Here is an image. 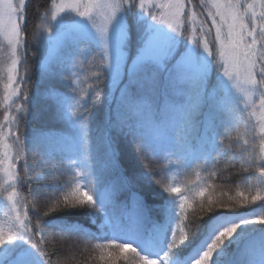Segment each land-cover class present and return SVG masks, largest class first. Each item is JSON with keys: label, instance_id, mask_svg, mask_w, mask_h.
<instances>
[{"label": "trees", "instance_id": "1", "mask_svg": "<svg viewBox=\"0 0 264 264\" xmlns=\"http://www.w3.org/2000/svg\"><path fill=\"white\" fill-rule=\"evenodd\" d=\"M52 1L28 0L25 6L19 70L28 94L20 97L26 110L17 127L19 198L31 224L39 222L34 239L57 241L44 245L51 252L42 256L44 263L132 264L135 255L136 264H149L148 257L191 264L219 225L235 223L237 231L214 250L209 264H264V224L254 222L264 216V134L249 109L226 94L217 70L179 73L171 63L179 53L163 67L141 64L112 92L101 49L77 33L40 69L46 46L35 34ZM135 9L125 10L130 58L141 45ZM99 71L102 76L95 77ZM121 87L126 90L119 96ZM2 100L0 89V125ZM76 183L93 196L92 204L41 214ZM186 201L182 216L179 204ZM202 202L232 211L200 219ZM185 220L192 235L173 247Z\"/></svg>", "mask_w": 264, "mask_h": 264}, {"label": "snow or ice", "instance_id": "2", "mask_svg": "<svg viewBox=\"0 0 264 264\" xmlns=\"http://www.w3.org/2000/svg\"><path fill=\"white\" fill-rule=\"evenodd\" d=\"M26 3L27 0H18V3H13V0H0V26L4 27L6 31L8 43L12 46L13 57L11 66L8 68V83L6 85V87L10 88L11 91L5 96V100H11L13 105H15V101L12 100L13 97H18L23 92V96L26 99L28 94L27 89L12 87L17 79V65L21 63L19 58V48L21 45L24 46L26 41V39H22L21 36L22 33L26 32L22 23L24 21ZM201 3L203 7H209L206 0H201ZM125 4H131L133 7H139L143 11H146L148 7L145 0H139V3H137V0H89L88 3L83 5V11L80 10L79 3L61 4L57 8V11L51 15V19L56 18L59 13H63L66 9H70L75 11L80 17L92 19L93 25L96 27L92 16L94 10H106L104 17L105 25L102 29H98L97 31L101 40L104 42V58L106 59V62L102 66L108 67L109 59L107 36L117 13L121 11ZM157 6L160 8L168 7L172 9L171 18L169 19L163 14L158 17L151 12L147 13L151 16L152 20L156 21L158 24L166 25L173 32L182 33L184 36V32L181 31V25L183 23L182 18L190 20L193 25L197 24V13L193 11L189 16L184 0H175L174 4L168 6L163 4L152 5V7ZM211 8L215 9L214 12H209V16L211 17L212 24L215 27V39L219 41L220 44L219 54L228 65V67L224 70L225 76L232 79L234 78V72L237 75L243 74L244 83L248 86L249 93L261 90L260 106L261 108H264V0H225L223 3L219 2V0H213ZM217 17L219 18L218 20ZM199 23L202 30L201 34L203 35L205 34L203 32L204 21L201 20ZM51 30L50 26L46 27V31L50 32ZM193 30L195 31V28ZM210 32L211 30H208L207 34H210ZM194 42L197 45H200L199 40H194ZM203 48L210 54L208 41L204 42ZM168 55H170V52L168 51L166 39L160 34H156L150 37L147 46L142 53V58L163 59ZM93 75L95 77L102 76V72L99 71ZM97 81L100 84L102 83L101 80ZM5 111H7V108ZM15 111H24V106L21 104L15 105ZM76 114L77 112L74 111L73 115ZM14 123H16V116H5L4 124L0 125V138L7 139L3 132V128ZM154 131L157 137H161L163 135L162 129H154ZM261 131L264 132V125L261 126ZM12 134V129L9 128L8 135L10 136ZM15 143H22L17 131ZM8 147L9 146L5 144V149ZM16 159H23L19 152L16 157H10L8 156L7 151H5L4 160L7 161V167L4 171L7 176V186L5 187L4 184H0V194H6L7 200L12 203L14 208L17 203V197L19 196L17 180L21 175L18 173V170L14 171V169H16ZM0 163H3V161H0ZM166 190L170 193H174L172 186L166 187ZM258 201L261 200H250L249 204L252 205ZM93 202V196L89 193V191L83 190L81 185L76 183L71 190L64 194L63 199L57 200L45 209H42L41 214L47 216L63 207H77L85 204L90 205ZM246 206L249 205H243V207ZM199 207L201 209L200 219L210 215L216 210L232 211L231 208L227 207L206 208L203 202L199 205ZM179 208L181 209V215H185L188 208L187 201L183 204H179ZM15 221L17 224L15 229L8 228L6 232L3 227H0V245H4L8 241H12L17 236L24 238L31 237L32 239L29 240V243H31L33 247L37 248L42 256L48 257L51 252L46 250L44 245L47 244L48 247H51L57 243V241L51 238L49 239L48 237H41L40 240H35L34 237L38 232L34 230L39 229L40 225L38 221L35 224H31L27 212H25L23 216L17 213ZM254 222L264 224V216L258 217ZM183 223V234L179 236L178 240L173 236V247L183 244L192 235L187 228V220ZM238 227L239 225L235 223L231 224V226L219 225L214 230L215 239L210 241L206 250L203 251L202 255H199L196 264H209L214 250H216L226 238L231 237L237 231ZM127 246L129 249H135L137 252L135 247H132L129 244ZM97 247L102 246L97 245ZM116 247L119 248V245H116ZM107 257L108 259H112L113 254L109 252L107 253ZM104 258L105 257L102 255L101 259L103 260ZM138 258L139 257L134 255L130 261L132 264H136ZM125 259L129 258L126 257ZM148 262L149 264H164V262L158 258L148 257ZM20 264H26V261L21 258ZM47 264H61V262H54L51 258H49L47 260Z\"/></svg>", "mask_w": 264, "mask_h": 264}, {"label": "rangeland", "instance_id": "3", "mask_svg": "<svg viewBox=\"0 0 264 264\" xmlns=\"http://www.w3.org/2000/svg\"><path fill=\"white\" fill-rule=\"evenodd\" d=\"M28 1V0H27ZM198 4H194L192 0H184L186 10L189 16L194 11L197 13V24L193 25L190 20L183 19L181 25L182 33L173 32L166 25L158 24L156 21L152 20L151 16L147 12H151L158 17L162 14L167 18H171L172 9L165 7L160 8L152 7L155 5H171L175 3V0H145L148 7L146 11H143L139 7L135 9L134 23L138 30L141 32L140 42L141 45L136 49L134 55L130 58L129 54V42L127 34V19L125 17V10L132 7L131 4H125L120 12L117 13L112 26L110 27L107 42H108V59L109 64L107 69L109 78V87L112 92L116 90L120 82L124 79V76L131 75L135 69L146 62H152L163 67L165 62L169 59L174 58L178 53V57L175 58L171 63L172 66L177 69L179 73L190 74L197 73L201 75H208L212 69L217 70L218 76L224 85V90L228 96L239 100L243 103L244 107L249 109L251 117L254 119L256 129H258L259 135H263L264 132L261 131V126L264 125V108L260 106V91L249 93L248 86L244 83L243 74L237 75L233 73L234 78L230 79L225 76L224 70L228 65L225 60L220 56V44L219 41L215 39V27L212 24V19L209 16V12H214L215 9L211 8V3L213 0H206L209 4L208 8L203 7L201 0H198ZM89 0H53L50 8V15L48 19L43 21V26H41L36 32V37L40 43L46 46L44 56L39 63V68L42 69L46 64L53 58L54 54L58 51L61 42L65 37L70 34L77 33L84 38H89L98 48L101 49L104 55V42L101 40L98 29H102L105 25V11L94 10L92 16L95 22L87 17H80L75 11L66 9L63 13H59L56 18L51 19V15L57 11V8L61 4H72L79 3L80 10L83 11V5L88 3ZM223 3L225 0H219ZM13 3H18V0H13ZM139 3V0H137ZM219 18L217 17V20ZM204 21L203 32L201 34L200 21ZM50 26L51 31H46V27ZM195 28V31L193 30ZM208 30H211L210 34ZM160 34L166 39L168 45V51L170 55L164 57L163 59H151L142 58V53L147 46L150 37ZM22 36V35H21ZM194 40H199L200 45H197ZM208 41L209 52L205 51L203 48L204 42ZM22 45L19 48V58L22 63L21 53ZM12 46L9 45L6 31L4 27L0 26V89L2 94V101L4 102L5 116L13 117L16 116V123L10 124L3 128V132L7 139L0 138V184L7 186V176L4 169L7 167V161L4 160L5 151H7L8 156L16 157L17 153L21 155L19 151L18 144L15 143L16 131L18 130L19 116L23 115L24 111H15V105H22L20 97L23 92L18 97H13L12 100L15 101V105L12 104L11 100H5V96L11 91L7 88L8 83V68L11 66L12 61ZM130 61L127 63V61ZM21 63L17 65V79L12 85L13 88L22 89V82L20 78L22 75L20 73ZM125 87H121L119 90V96L123 95L125 92ZM4 122L2 123V125ZM12 129V135H8V129ZM5 144L9 147L5 149ZM17 160L15 164L17 166ZM16 171V169H14ZM104 172L106 176H110L112 173L106 174L108 171L100 170ZM104 182V180H103ZM27 212L28 209L23 204L22 199L17 197V203L15 208L12 203L7 200L6 194H0V227H3L7 232L8 228L15 229L17 227L15 216L19 213L21 216ZM125 220L128 216L126 213L122 214ZM31 237L24 238L17 236L12 241L6 242L4 245H0V264H20L21 258L26 261V264H45L42 260V255L38 253L37 249L33 247L29 240Z\"/></svg>", "mask_w": 264, "mask_h": 264}, {"label": "clouds", "instance_id": "4", "mask_svg": "<svg viewBox=\"0 0 264 264\" xmlns=\"http://www.w3.org/2000/svg\"><path fill=\"white\" fill-rule=\"evenodd\" d=\"M198 258L194 259L191 264H196V261H197Z\"/></svg>", "mask_w": 264, "mask_h": 264}]
</instances>
